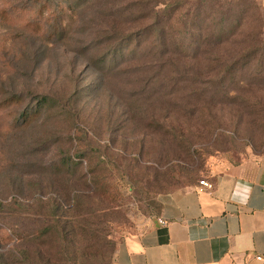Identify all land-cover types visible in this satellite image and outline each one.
<instances>
[{
	"label": "rangeland",
	"instance_id": "1",
	"mask_svg": "<svg viewBox=\"0 0 264 264\" xmlns=\"http://www.w3.org/2000/svg\"><path fill=\"white\" fill-rule=\"evenodd\" d=\"M170 1L0 0V264H116L117 244L137 216L160 212L162 195L214 159L264 154L260 8L177 0L160 54L157 36L140 33L166 19ZM215 1L234 7L214 10ZM135 36L137 52L110 66L106 49ZM255 47L228 78L225 65ZM42 96L54 99L49 108ZM68 157L82 163L73 175ZM90 166L97 193L88 173L79 178ZM55 198L74 226L72 254L47 235Z\"/></svg>",
	"mask_w": 264,
	"mask_h": 264
},
{
	"label": "crops",
	"instance_id": "2",
	"mask_svg": "<svg viewBox=\"0 0 264 264\" xmlns=\"http://www.w3.org/2000/svg\"><path fill=\"white\" fill-rule=\"evenodd\" d=\"M253 1L264 19V0ZM159 200L160 212L137 216L117 244L116 264H264V154L214 159Z\"/></svg>",
	"mask_w": 264,
	"mask_h": 264
},
{
	"label": "trees",
	"instance_id": "3",
	"mask_svg": "<svg viewBox=\"0 0 264 264\" xmlns=\"http://www.w3.org/2000/svg\"><path fill=\"white\" fill-rule=\"evenodd\" d=\"M182 2H185V1L183 0ZM242 2H243V0H240V1H237L235 4L238 6ZM212 3H213V9L214 10L220 9V10H225V11L230 12L231 8L234 7L232 4H229V3L224 4L221 2H217V1L212 2ZM179 5H182V3L180 4L179 1H177V0H172L170 2H166L164 5V8L162 10V12H163L162 14L165 16L166 19H159V20L153 22L152 24H150V26H147V28L150 27L149 31H145V29H147V28H145L143 33H140V37H142L143 35H146V34H155L157 36V41H156L154 47H155V50L160 54L161 53L165 54L169 51L168 41L165 40L166 35H167L166 28H169V26H166V25L168 24V22L171 21L173 15H176V11L179 9L178 8ZM202 5H203V3L201 1H197L194 4V8L198 10ZM255 5L258 8H260L257 3H255ZM190 9L191 8H189L187 10V16L191 12ZM185 23H186V21H185ZM198 27H199L198 24L195 22L194 28H191V30L194 33L198 32V36L200 37V35L202 36L203 33H205V31L200 33V31L198 30L199 29ZM150 31L152 33H149ZM212 33H214V31ZM219 39H220V35L217 37V41H219ZM136 40H137L136 36L134 38H131L130 40H119L117 45H112L109 48H107L106 49V59H110V61L112 62L110 66H112L113 63H114V65H116L119 61L122 62L121 60H123L125 56H130V55L135 54L137 52L139 46H140L139 40H137V41ZM134 41H136V42H134ZM207 41H209V42L215 41L216 42V40H210L209 37L207 38ZM132 42H134V43L132 44ZM172 45H173V43H172ZM171 47H173V49H177V47H174V46H171ZM182 51H184L183 48H182ZM194 51L195 52L198 51L197 46L195 47ZM258 51H259V49H256V47L249 49L245 53H242V54L236 56L237 58L232 59L230 63L226 64L224 70L226 71V75L228 76V78H230L232 81H235L236 75L241 73V70L249 64L250 60L253 57H255V55L258 53ZM224 79L225 78H223V80L221 82H224ZM198 93H199V91H198ZM52 100H54V99L51 97L42 96L40 98L39 106L43 107V105H46L49 108V106L52 105ZM73 157H75V156H73ZM68 160L70 161L71 164H69L70 166H65V170L67 171L65 173L73 175L77 170H80V165L82 163L80 162V160H78V161L72 160V157H68ZM69 170H71V171H69ZM87 173L89 174L88 178L86 179L87 183L93 185L92 186L93 190L96 193L99 190H103V188L100 186V184H101L100 179L101 178L97 174L96 170L93 169V167L90 166L87 169L86 173L85 172L79 173V178L80 177H83V178L86 177ZM68 179H71V178H68ZM72 197L73 198L76 197L79 200V198L81 197V194L75 193L72 195ZM69 198H70V196H69ZM69 198H67V199H69ZM55 200L57 203H51V213H50L49 220H48V231H47L48 234L47 235H49L53 241H56V243L59 246V250H60L61 254H72V252L70 253V247H69V244L71 242V240H70L71 238H69V235L72 234V232H73L72 228H74V226L69 224V222L67 220H65L66 219V208L61 203H59L57 201L58 200L57 198H55ZM73 206H72V208H73ZM77 207L78 208L82 207L81 202L78 201V205L76 206V208ZM70 208H71V206L67 207V211ZM92 238L95 239L96 241H98L100 239L99 235H96ZM109 244H112L111 240L106 241V245L108 246ZM84 254H86V253L84 252ZM93 255H96L98 257V253H95Z\"/></svg>",
	"mask_w": 264,
	"mask_h": 264
},
{
	"label": "built area",
	"instance_id": "4",
	"mask_svg": "<svg viewBox=\"0 0 264 264\" xmlns=\"http://www.w3.org/2000/svg\"><path fill=\"white\" fill-rule=\"evenodd\" d=\"M199 184L202 185L203 187H206V188H210L211 187V184L208 181H206L205 179L200 180ZM257 259L261 260L262 256H258Z\"/></svg>",
	"mask_w": 264,
	"mask_h": 264
}]
</instances>
